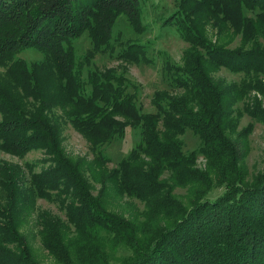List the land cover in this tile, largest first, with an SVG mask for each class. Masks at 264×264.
Here are the masks:
<instances>
[{"label": "trees", "instance_id": "trees-1", "mask_svg": "<svg viewBox=\"0 0 264 264\" xmlns=\"http://www.w3.org/2000/svg\"><path fill=\"white\" fill-rule=\"evenodd\" d=\"M180 4L171 24L189 47L169 72L173 92H156L153 112L143 113L126 79L85 70L74 46L87 32L91 49L109 48L119 15L138 22L139 0H0V65L23 91L0 87V150L46 158L40 172L26 165L27 175L0 160V264H40L20 232L38 199L65 215H35L57 264H112L119 250L127 254L118 264H264V171L247 173L250 125L237 132L241 109L264 124V0ZM140 47L128 45L120 56L139 59ZM27 50L45 54L40 80L37 66L15 60ZM221 69L240 81L216 78ZM66 124L87 141L92 159L67 153ZM128 128H139L142 140L110 169L101 149ZM187 131L200 140L196 152H184ZM216 189L223 193L208 198Z\"/></svg>", "mask_w": 264, "mask_h": 264}, {"label": "rangeland", "instance_id": "rangeland-1", "mask_svg": "<svg viewBox=\"0 0 264 264\" xmlns=\"http://www.w3.org/2000/svg\"><path fill=\"white\" fill-rule=\"evenodd\" d=\"M180 3L181 0H139L138 22H132L127 15H119L112 27L110 47L102 52L91 49L86 32L74 44L77 59L81 63L84 61L88 62L89 65L84 66L85 70H94L100 75L106 76V78L126 79L127 83L124 81V85L129 87L128 91L130 93L135 94V102L138 109L143 113L153 112L151 102L154 94L158 91L173 92L171 74L169 72L173 67L182 65L183 55L189 47L185 39L180 36L177 27L171 24L176 11L180 8ZM183 6L188 8V2ZM181 8L182 10H187L183 7ZM199 21L204 23L200 19ZM205 28L207 29L208 37L214 39V31H211V28L207 25ZM132 44L141 46L139 50L142 52V56L135 55L134 57H139L136 60L131 58L130 54H128L129 57L120 56L125 51V48ZM234 47L235 44H231L227 49L231 50ZM15 60H23L28 67L31 65L33 67L37 66L34 69V77L39 80L48 69L45 64V54L41 51L27 50L19 54ZM42 64L44 65L41 66ZM39 67H41V70H39ZM7 71L8 68L6 66L0 65V87L12 86L16 91H13L15 96H21V93H23L22 88L13 84ZM215 77L222 78L228 83L239 82L241 78L240 75H234L226 69H221ZM47 79L48 77L45 76L44 80ZM133 88L135 89L133 90ZM259 100H261L262 109H264V98L259 97ZM241 106V104L236 105L238 110ZM240 112L237 132L246 130L250 125L247 136V154L243 163L247 173L252 176L264 171V124L261 121L251 119L248 114L243 113L242 109ZM62 134L63 144L67 153L92 159L87 141L73 130L71 125H64ZM141 140L142 136L139 128H128L122 137L115 138L110 145L102 148V153L109 158L108 167L110 169L117 168L119 162ZM181 140L185 153L196 152L200 147L199 138L190 131H187L181 137ZM45 159L44 153L37 150H32L23 158L10 156L0 150V160L18 165L23 169L25 175L29 171V168L27 170L25 167L26 165H31L36 173L45 169L46 165L42 164ZM204 163L203 157L198 155V167L202 168ZM175 193L181 197L186 194L185 190L182 189H177ZM222 193L223 190L216 189L208 195V198L215 199ZM133 203L138 210L142 209L140 203L137 201H133ZM120 205L121 208L126 209V205L123 203H120ZM46 210L65 220L64 212L60 210L56 203L38 199L36 201V211L31 217L25 219L26 223L21 227L20 232L24 234L28 245L32 248L34 258L40 264H57L44 249L39 237V225L35 215ZM126 215H129L128 212H126ZM126 254L124 250H119L113 257L112 264H118V259Z\"/></svg>", "mask_w": 264, "mask_h": 264}]
</instances>
